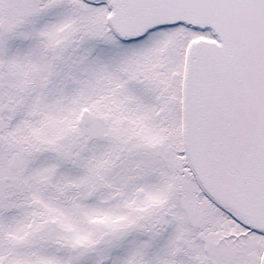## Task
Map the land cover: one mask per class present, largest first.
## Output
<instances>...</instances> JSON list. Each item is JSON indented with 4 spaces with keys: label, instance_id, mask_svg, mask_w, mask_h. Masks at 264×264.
Wrapping results in <instances>:
<instances>
[{
    "label": "snow or ice",
    "instance_id": "obj_1",
    "mask_svg": "<svg viewBox=\"0 0 264 264\" xmlns=\"http://www.w3.org/2000/svg\"><path fill=\"white\" fill-rule=\"evenodd\" d=\"M0 264H264V0H0Z\"/></svg>",
    "mask_w": 264,
    "mask_h": 264
}]
</instances>
